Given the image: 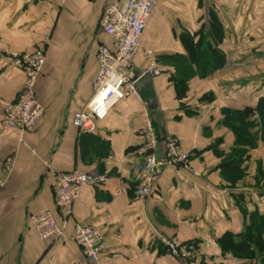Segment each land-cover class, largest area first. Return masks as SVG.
Wrapping results in <instances>:
<instances>
[{
  "label": "crops",
  "instance_id": "crops-1",
  "mask_svg": "<svg viewBox=\"0 0 264 264\" xmlns=\"http://www.w3.org/2000/svg\"><path fill=\"white\" fill-rule=\"evenodd\" d=\"M115 1L0 0V264H264V253L239 260L223 255L218 243L228 232L244 233L254 214L264 217L260 114L248 119L246 144L226 124L233 111L256 109L264 101V0H159L133 67L138 75L146 69L149 49L161 74L144 77L138 94L116 104L96 134H79L73 118L94 94L98 48L112 45L99 22ZM212 15L224 29L218 49L226 65L202 79L176 57H187L182 35L208 30ZM36 50L46 55L36 84L45 115L31 134L3 131L5 106L25 82L11 54ZM188 73L193 76L179 100L171 77ZM148 122L160 136L157 154L162 156L168 138L178 137L192 154L193 171L165 167L152 197L137 201L131 177L141 162L139 133ZM236 149L246 151L245 160L227 172L222 164ZM73 170L104 174L109 181L83 190L69 233L53 243L42 241L31 218L42 211L57 215L54 178ZM120 180L128 187L115 195ZM76 223L105 234L110 250L100 261L88 260L74 242ZM162 238L195 241L198 253L190 261L160 253Z\"/></svg>",
  "mask_w": 264,
  "mask_h": 264
},
{
  "label": "built area",
  "instance_id": "built-area-1",
  "mask_svg": "<svg viewBox=\"0 0 264 264\" xmlns=\"http://www.w3.org/2000/svg\"><path fill=\"white\" fill-rule=\"evenodd\" d=\"M158 1L118 0L104 8L99 28L112 39V45H101L98 48L99 74L94 84V94L73 118V126L79 134H96L99 124L108 118L116 104L138 94V84L144 77L161 74L158 57L149 49L144 51L146 69L138 75L133 67L140 52L142 37L153 18ZM11 58L14 66L25 75V82L17 99L6 104L1 129H15L24 135L31 134L45 115V109L37 98L36 84L44 70L46 55L43 50H36L25 54L13 53ZM139 141L136 154L141 162L134 167L131 177L137 201H146L152 197L165 167H181L189 172L193 171L192 154L182 149L178 137L168 138L162 156H159L157 150L160 136L154 125L148 122L139 133ZM108 181L107 175L80 170L56 175L52 188L57 215L55 212L42 211L31 218L32 228L39 239L53 243L69 233L74 205L83 190L86 187L100 188ZM3 187L4 182L0 179V190ZM127 187V182L120 180L115 195H122ZM72 238L84 256L93 262L100 261L110 250L105 234L90 224L76 223ZM161 245L170 256L180 260H191L198 253L195 242L182 243L176 238H162Z\"/></svg>",
  "mask_w": 264,
  "mask_h": 264
},
{
  "label": "trees",
  "instance_id": "trees-1",
  "mask_svg": "<svg viewBox=\"0 0 264 264\" xmlns=\"http://www.w3.org/2000/svg\"><path fill=\"white\" fill-rule=\"evenodd\" d=\"M197 37H199L198 40H196ZM223 38V26L212 15L208 30L202 28L195 37H191L188 34L182 35L181 41L186 49L187 57L178 56L176 57V61L180 64H188L194 67L195 75L197 74L198 77L202 79L208 78L218 70L223 69L226 65V57L218 49ZM190 76H193V73L178 74L171 77V82L176 89L179 100H183L186 97ZM257 112L260 114L262 132L264 133V101H261L256 109L246 108L241 111H233L231 113L232 121L229 120L230 117H227L226 124L233 129L238 136V140H240L239 142L242 144H246L248 142L246 138H250L247 134L251 125L248 119ZM251 146H254L253 142H251ZM245 155V150L236 149L235 154L231 155L222 164L223 169L227 172L239 170V167L242 166L245 160ZM263 235L264 217L254 214L252 221L246 226L244 233L234 234L228 232L220 238L218 243L223 255H231L239 260H254L264 253ZM196 245L198 244L196 243ZM159 250L160 253L167 254L166 249L162 245L159 246Z\"/></svg>",
  "mask_w": 264,
  "mask_h": 264
},
{
  "label": "water",
  "instance_id": "water-1",
  "mask_svg": "<svg viewBox=\"0 0 264 264\" xmlns=\"http://www.w3.org/2000/svg\"><path fill=\"white\" fill-rule=\"evenodd\" d=\"M150 105H151L152 108H154L155 105H156V102H155L154 100H151V101H150Z\"/></svg>",
  "mask_w": 264,
  "mask_h": 264
},
{
  "label": "rangeland",
  "instance_id": "rangeland-1",
  "mask_svg": "<svg viewBox=\"0 0 264 264\" xmlns=\"http://www.w3.org/2000/svg\"><path fill=\"white\" fill-rule=\"evenodd\" d=\"M196 255H197V254H196ZM195 257H196V256H195ZM195 257H194V258H195ZM194 258H193V259H194ZM191 260H192V259H191ZM188 261H190V260H188Z\"/></svg>",
  "mask_w": 264,
  "mask_h": 264
}]
</instances>
